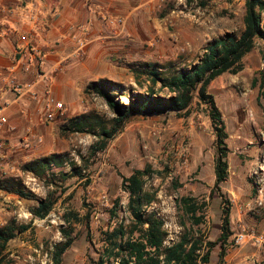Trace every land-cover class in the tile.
Here are the masks:
<instances>
[{
  "label": "rangeland",
  "instance_id": "obj_1",
  "mask_svg": "<svg viewBox=\"0 0 264 264\" xmlns=\"http://www.w3.org/2000/svg\"><path fill=\"white\" fill-rule=\"evenodd\" d=\"M200 0H156L149 3L148 27L133 23L137 37L148 35L142 47L133 49V57L120 58L115 63L112 81L121 84L128 94L130 89L146 94L150 83L142 78L136 83L131 66L145 62L159 63L162 73L170 77L181 69L190 68L203 56L207 46L226 34L240 36L246 13L245 0H212L205 8ZM134 8L141 0L132 1ZM264 24V19H263ZM150 27V28H149ZM154 31V34L152 33ZM141 36L142 40H145ZM264 42L257 40L254 50L244 58V70L238 75L224 74L209 86L216 98L227 127L231 150L229 179L221 185L222 192L232 200L235 214L245 209L253 221L247 225V238L242 244L235 242L241 229L233 226L231 246L224 264H264V241L251 237L253 232L264 231V95H260V82L264 73L262 50ZM258 85L253 86V79ZM155 88L163 96L167 89ZM122 102L127 103L125 97ZM89 112L113 117L106 102L93 96L86 99ZM193 113L185 118L176 113L147 118H132L123 132L108 148L96 156L91 146L98 138L89 134H64L61 131L54 142L53 153H69L77 170L90 176V183L73 177L71 166L54 170L51 182L23 172V163L14 164L8 176L19 178L27 190L39 198L52 193L58 202L50 215L40 220L30 213L36 201L9 197L0 191V222L6 226L12 220L17 224H31V228L11 240L3 257L11 264H52L54 245L64 242L60 232L68 228L64 217L73 211L80 216L91 215L90 225L74 224L76 236L73 246L63 255L61 264H91L102 246V230L107 228L109 211L115 200L121 204L119 220L130 222L127 211L128 195L122 190V175L129 176L134 169L151 165L155 174L147 182V190L156 195L149 210L165 222L167 245L180 240L188 218L179 208L183 196L207 200V223L204 230L211 241L221 234V197L213 192L215 175V135L208 111L195 100ZM81 154L83 159L78 155ZM61 171L69 174L62 176ZM175 180L182 185L177 189ZM66 192L62 193V189ZM260 201L262 205H260ZM248 232L250 234H248ZM250 235V236H249ZM220 245L212 253L210 264L219 263Z\"/></svg>",
  "mask_w": 264,
  "mask_h": 264
},
{
  "label": "trees",
  "instance_id": "obj_2",
  "mask_svg": "<svg viewBox=\"0 0 264 264\" xmlns=\"http://www.w3.org/2000/svg\"><path fill=\"white\" fill-rule=\"evenodd\" d=\"M212 0H200L199 5L207 7ZM233 2L234 0H228ZM246 13L244 30L240 36L226 34L207 46L201 59L190 68L181 69L178 74L165 77L159 63L145 62L131 66L137 84L142 78L150 83L146 94L130 89L125 94L124 87L110 79L91 81L85 88V98L93 96L102 98L113 113V117L95 112L83 113L70 119L61 127L64 134H89L98 141L91 146V155L106 150L110 143L120 135L128 122L134 117H151L176 113L188 118L192 115L195 100L198 106L208 111L213 122L215 135V175L213 192L221 197V234L217 241H211L204 226L207 223L209 202L194 196H183L179 208L188 218L184 233L179 241L167 245L168 231L164 220L154 211L149 210L156 200V195L147 190V182L156 173L151 165L143 169H134L131 175H122V190L128 195L127 211L130 222L119 220L121 204L114 201L110 209L107 228L102 230V246L97 258H91V264H210L214 248L220 245L219 263L224 264L231 246L233 202L223 192L221 185L229 179L228 157L231 152L228 145L227 127L217 105L216 98L209 93L210 84L220 76L228 73L238 75L244 70V58L256 47L257 40L264 42V0H245ZM264 60V49L262 50ZM260 95H264V73L262 72ZM258 78L253 79V86L258 85ZM167 89L169 96H163L155 89ZM128 102H122L121 98ZM82 159L81 154H78ZM71 166L73 177L90 183L89 175L82 174L70 158L69 153H54L49 156L31 160L21 166L23 172L51 182L55 169ZM62 176L69 174L61 171ZM53 183V182H51ZM177 189L182 185L175 180ZM0 191L14 194L24 200L36 201L30 213L37 219L44 220L54 210L58 198L52 193L47 198H39L24 186L17 177L0 178ZM66 192V188L61 190ZM68 228L60 230L64 242L54 245L52 264H61L63 255L73 246L76 236L74 224L90 225L91 215L85 217L70 211L63 218ZM31 224H17L12 220L0 228V264H11L3 257L8 243L19 234L27 232Z\"/></svg>",
  "mask_w": 264,
  "mask_h": 264
},
{
  "label": "crops",
  "instance_id": "obj_3",
  "mask_svg": "<svg viewBox=\"0 0 264 264\" xmlns=\"http://www.w3.org/2000/svg\"><path fill=\"white\" fill-rule=\"evenodd\" d=\"M132 1L0 0V117L5 119L0 122V141L4 144L0 178L11 177L7 171L14 164L54 154L51 149L60 126L89 112L84 93L87 85L113 79L118 59H130L133 49L146 42L148 35H141L145 40L137 37L133 23L147 28L149 3L156 0H141L135 8ZM110 18L123 19V23L111 24ZM33 42L45 54L40 73L25 72L20 60V50ZM14 82L31 84L39 98L33 99L27 92L17 94ZM48 97L65 108V116L51 123L43 112ZM234 208L232 230L235 225L246 231L253 221L245 209L235 214ZM257 231L251 237L264 241V231Z\"/></svg>",
  "mask_w": 264,
  "mask_h": 264
},
{
  "label": "built area",
  "instance_id": "obj_4",
  "mask_svg": "<svg viewBox=\"0 0 264 264\" xmlns=\"http://www.w3.org/2000/svg\"><path fill=\"white\" fill-rule=\"evenodd\" d=\"M109 22L111 24H121L123 23V19L118 18H110ZM45 54L38 48L37 43L33 42L31 46L28 48L20 50V60L23 63L22 68L25 72L30 73L32 71H36L37 73L41 72V68L44 64ZM14 91L17 94H23L27 92L33 99H38V95L32 90V85L29 84L27 86L19 85L14 82L13 84ZM2 112V107H0V114ZM43 112L44 117L47 122H55L58 119H61L65 116V108L64 104L56 101L55 99L48 97L43 102ZM0 122L4 123L5 119L3 116L0 117ZM4 148V144L0 141V165L2 163V150ZM260 205L262 202L260 201ZM1 228V222H0ZM247 234L246 231H242L235 237V242L237 244H242L246 241Z\"/></svg>",
  "mask_w": 264,
  "mask_h": 264
}]
</instances>
